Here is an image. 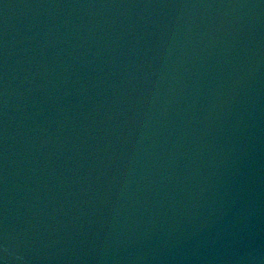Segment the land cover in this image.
Instances as JSON below:
<instances>
[{
  "label": "water",
  "instance_id": "obj_1",
  "mask_svg": "<svg viewBox=\"0 0 264 264\" xmlns=\"http://www.w3.org/2000/svg\"><path fill=\"white\" fill-rule=\"evenodd\" d=\"M0 264H264V0H0Z\"/></svg>",
  "mask_w": 264,
  "mask_h": 264
}]
</instances>
